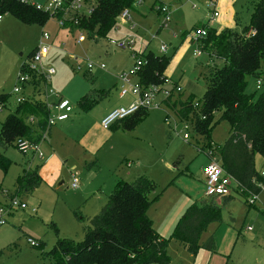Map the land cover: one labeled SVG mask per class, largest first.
Wrapping results in <instances>:
<instances>
[{
	"label": "rangeland",
	"instance_id": "1",
	"mask_svg": "<svg viewBox=\"0 0 264 264\" xmlns=\"http://www.w3.org/2000/svg\"><path fill=\"white\" fill-rule=\"evenodd\" d=\"M31 1L45 6L48 0ZM138 1L129 8L132 25L117 16L116 26L106 36L77 27H61L56 17L41 25L24 23L12 14L3 16L0 22V94L10 93L11 98L9 105L0 110V132L7 116L17 108V95L13 90L21 65L38 45L43 31L49 33L51 44L45 63L56 69L48 87L58 95H50V102L62 95L70 101L74 111L72 119L54 125L52 134L40 142L45 156L49 150L60 161V171L53 172L52 166H45L38 158L28 164L26 156L16 147L4 149L0 146V155L9 160L6 170L0 167V207H5L7 219L0 225V264H49V252L59 239L82 241L83 228L88 225L86 218L101 210L117 180L123 178L134 180L145 176L152 181L155 189L149 194L152 203L148 216L155 221L156 230L161 229V220L173 213L182 197L192 196L194 202L205 197L202 172L209 163L205 153L207 141L196 131L191 117L181 120L176 110L180 101L203 100L209 69L222 64L209 50L194 55L199 45L189 37L195 27L201 28V24L207 22L211 13L208 0H141L139 4ZM259 1L224 0L233 23V27L224 29L240 31L248 25ZM159 2L172 10L166 26L163 15L157 11ZM218 10L220 16L210 21L212 27L226 19L221 16L220 8ZM128 36L135 40L131 48H118L110 41ZM162 45H167V52L161 51ZM149 52L169 58L166 80L160 89L171 90L174 85L182 88V93L171 98L172 103H177L176 108L167 105L163 93H159L155 100L159 106L148 109L135 128L102 129L98 115L117 104L114 93L122 90L119 75L129 71L138 58ZM91 62L94 68L89 71L87 65ZM100 64H104V69L98 66ZM137 79L134 77L133 81ZM247 80L246 92L258 97L264 89V68L260 79L248 76ZM40 89L38 96L45 99V84ZM95 89L106 90L107 96L89 111L83 110L79 103L82 95ZM51 110L55 111L53 107ZM221 116L218 111L214 117L216 124L210 137L213 146L224 144L230 134V124ZM186 133L190 136L189 142L183 137ZM255 164L258 169L264 168V159L257 155ZM25 171H44L42 182L17 196L26 204V209H10ZM55 173L59 174L56 178L52 177ZM75 179L77 188L72 187ZM257 195L250 206L243 195L233 190V198L222 205L221 222L210 223L201 236V244L209 236L214 237V251L201 248L193 256L179 242L170 240L167 253L172 264H264V186ZM29 239L40 243L41 248L31 246Z\"/></svg>",
	"mask_w": 264,
	"mask_h": 264
},
{
	"label": "trees",
	"instance_id": "2",
	"mask_svg": "<svg viewBox=\"0 0 264 264\" xmlns=\"http://www.w3.org/2000/svg\"><path fill=\"white\" fill-rule=\"evenodd\" d=\"M85 1L92 3V13L80 17L76 25L67 22L66 26L106 36L116 26L117 16L122 10L131 8L137 0ZM5 14H12L24 23L41 25L54 17L48 11L20 0H0V16ZM62 15L63 12H59L57 17ZM195 28L194 31L199 29ZM201 28L206 34L198 41L199 48L209 50L222 64L209 69L205 77L207 90L203 100L180 101L176 112L181 120L191 117L196 131L206 139L208 151L218 156L226 172L238 182L237 192L249 204L248 196L259 194L264 186V177L255 164L257 155L264 159V89L256 98L246 92L247 77L260 79L264 68V0L255 6L251 22L240 31L231 28L218 31L210 21L202 23ZM143 58L145 64L138 72L140 82L146 86L163 84L169 58L165 54L158 56L152 52L143 54ZM43 82L42 77L35 79L30 88L31 94L26 96L24 102L17 104L14 113L7 116L0 132V146L4 149L16 147L15 141L21 137L35 143L42 141L50 116V109L38 96ZM105 95L104 90L87 93L81 97L80 106L89 111ZM10 98V93L0 94L1 110L9 105ZM165 103L176 108L177 103H172L171 98H167ZM147 111L142 108L116 123L121 122L124 129L131 130L147 115ZM218 111L222 113L221 119L229 122L230 134L224 144L213 146L210 137ZM31 117L35 121L32 122ZM8 165L9 160L0 155V167L6 170ZM41 182L38 172L25 171L19 179L16 196H22ZM154 189L152 181L145 176L133 181L117 180L115 189L101 210L86 218L88 225L83 228L84 239L80 242L59 239L49 252V264H172L167 253L170 240L179 242L193 256L201 248L214 251V237L209 236L201 244V236L210 223L221 222L222 205L233 196H205L195 201L179 218L170 238H165L155 229L148 216L152 203L149 194ZM36 247L41 248V244L38 243Z\"/></svg>",
	"mask_w": 264,
	"mask_h": 264
},
{
	"label": "built area",
	"instance_id": "3",
	"mask_svg": "<svg viewBox=\"0 0 264 264\" xmlns=\"http://www.w3.org/2000/svg\"><path fill=\"white\" fill-rule=\"evenodd\" d=\"M24 3H31L37 9H43L48 11L51 15L58 19V23L61 27H66L67 22H73L75 25L78 23L79 18L83 16H88L92 13L93 6L92 3H87L85 0H48L45 6L36 4L31 0H20ZM141 3V0L138 1V4ZM208 7L211 11L208 21H216L217 17L220 15L217 8V0H208ZM161 14L163 15V25H167L171 20V7L167 4H161L159 7ZM59 12H63L61 17H57ZM3 16H0V21ZM119 18L122 22L132 25V19L129 12V8H125L119 15ZM206 34V31L202 28L197 29L196 31L190 32L189 37L192 41L197 42ZM81 38H84L83 34H80ZM50 35L48 32L43 31L41 33L38 45L35 47L33 54L30 55L25 61H23L20 71L17 75L16 84L13 90V93L17 95V104L22 103L26 100V94L30 90L35 79L43 78L44 84L46 87V98L43 99L50 109V116L48 119V127L42 135V140L47 139V136L50 132V129L58 124L68 120L73 113L74 107L69 100L59 96L57 100L50 102V95H58L56 91L48 87L51 77L56 73V69L53 66H49L45 63V58L48 56L51 44H50ZM112 43L118 48H131L135 44V40L131 37H125L120 40L111 39ZM167 45H162L161 51L163 53L167 52ZM202 54L201 49L199 48L194 55L199 56ZM145 64L143 57H140L136 60L134 66L127 72H123L119 75L121 81L122 93L127 91L131 92L135 96V100L128 106H120L113 109L109 112L101 121V126L104 129H109L117 121L123 120L127 117L134 115L140 109H150L152 107H158L159 105L155 104V100L159 93H163L165 99L172 98L175 94H180L183 92L182 88L179 85H174L171 90L169 89H160V85H144L140 82L138 78V72L141 70L142 66ZM100 68L104 69V64L98 65ZM87 68L91 71L94 68V63H88ZM138 78L136 81H133V78ZM260 84V82H258ZM29 95V94H28ZM197 105V104H196ZM54 108V112L51 108ZM1 110V107H0ZM203 118H205L203 116ZM33 122L35 121L33 117L30 118ZM193 124V122H192ZM187 129L188 126H185ZM185 140L189 142V135L186 133L183 135ZM16 148L21 152L23 156L26 157H36L45 162L48 160L43 151L41 150L40 142L35 143L30 141L27 138H18L15 141ZM201 151H204L200 148ZM209 158V163L204 167V182H205V196L206 197H222V196H232L233 190L239 191V184L235 181L224 169L222 164L219 161L218 156L213 155L210 151L205 152ZM261 176L264 177V170L261 171ZM73 188L78 187L77 180L75 179L72 183ZM248 200L249 204H254L258 195L250 194ZM10 209H26V204L19 198L13 197ZM5 207H0V225H3L7 222L5 217ZM31 246L36 247L38 242L29 239L28 240Z\"/></svg>",
	"mask_w": 264,
	"mask_h": 264
},
{
	"label": "crops",
	"instance_id": "4",
	"mask_svg": "<svg viewBox=\"0 0 264 264\" xmlns=\"http://www.w3.org/2000/svg\"><path fill=\"white\" fill-rule=\"evenodd\" d=\"M224 0H217V8H220V10H221V16L223 15L224 17H226V19L225 20H223L222 22L221 21H219L218 22V26H215V24H212V25H214V27H216L217 29H218V31H221V30H223L224 28H226V27H228V26H231V27H233V23H232V17H231V13H230V11H229V6H226L224 3ZM219 11V10H218ZM220 16V15H219ZM227 16H229L230 17V19H227ZM132 19V18H131ZM2 20H3V18H2ZM1 20V21H2ZM0 21V22H1ZM208 21V20H207ZM129 26H130V24H128ZM96 90H104V89H95V91ZM105 92H106V95L105 96H107V91L106 90H104ZM87 92H88V90L82 95V96H84L85 94H87ZM129 91H127L126 93H128ZM114 95L117 97V99H118V102H117V104L115 105H113V106H111L108 110H106L103 114H99L98 115V120H102L109 112H111L113 109H115V108H117V107H120V106H128V105H130L131 103H133L134 102V100H135V96L133 95V94H131V93H129V95H125V93H122V90L121 91H117V92H115L114 93ZM61 97L62 98H64L62 95H61ZM65 99H67V98H65ZM103 99V98H102ZM101 99V100H102ZM55 100H57V99H55ZM54 100V101H55ZM118 105V106H117ZM74 111V110H73ZM71 119H72V115H71V117H70ZM70 118L68 119V120H70ZM68 120H65V121H63V122H67ZM63 122H59V123H61V124H63ZM58 123V124H59ZM96 124H97V122H96ZM122 123L121 122H118V123H115L114 124V126L113 127H115V128H118V129H124V127L121 125ZM99 126L102 128V129H104L102 126H101V122H100V124H99ZM52 129L53 128H51L50 129V132H49V135H51L52 134ZM104 130H108V129H104ZM171 135V134H170ZM53 136V135H52ZM47 142H48V140H47ZM55 142H57V140H55ZM48 145H51L50 144V142H48ZM48 153V154H47ZM46 157H47V161L45 162L44 160H41V161H43V163L44 164H46L45 166H47V167H49V166H52V169H53V172L55 171H60V169H61V163H60V161L58 160V159H56L57 157L53 154V153H50L49 152V150L48 151H46ZM208 157V156H207ZM27 158V161H28V164L30 163L31 164V162L32 161H35V159H36V157H26ZM39 159V158H38ZM208 160H209V158H208ZM60 166V167H59ZM46 167V168H47ZM59 167V168H58ZM46 169H44V171H45ZM175 170V169H174ZM261 171H263L264 170V168H262V169H260ZM43 171V172H44ZM43 172H39L38 174L41 176V178H42V175L44 174ZM59 176V174H53L52 175V177H58ZM124 179V178H123ZM134 179V178H133ZM124 180H126V181H133V180H128L127 178H125ZM202 180H203V183L205 184V182H204V174H203V172H202ZM189 198H187V197H182L180 200H179V202H178V204L175 206V209H174V211H173V213L171 214V213H168L167 214V218H165L163 221L161 220V229H159V230H157L158 232H159V234L160 235H162L163 237H169L172 233H173V230H174V228H175V226H176V224H177V222H178V220H179V218L182 216V214L186 211V209L191 205V204H193L194 203V201L192 200V196H188ZM205 198V197H204ZM203 199V198H202ZM199 201V200H198ZM150 217V216H149ZM154 222L155 221H153V225H154V227H155V224H154ZM257 235H255V236H253V238H255Z\"/></svg>",
	"mask_w": 264,
	"mask_h": 264
}]
</instances>
